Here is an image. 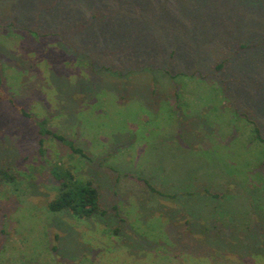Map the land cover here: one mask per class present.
<instances>
[{"label":"rangeland","instance_id":"rangeland-1","mask_svg":"<svg viewBox=\"0 0 264 264\" xmlns=\"http://www.w3.org/2000/svg\"><path fill=\"white\" fill-rule=\"evenodd\" d=\"M0 74V264H264V0H0ZM54 165L107 216L52 212Z\"/></svg>","mask_w":264,"mask_h":264},{"label":"trees","instance_id":"trees-1","mask_svg":"<svg viewBox=\"0 0 264 264\" xmlns=\"http://www.w3.org/2000/svg\"><path fill=\"white\" fill-rule=\"evenodd\" d=\"M225 60L222 62L217 63V65L214 67L216 70H221L224 68L225 65ZM99 69H105L109 70L108 64L107 63H101L98 65ZM104 72H101L100 76L104 77H111L114 78V76H109L107 74H103ZM117 73V72H116ZM119 77V76H118ZM103 78V77H101ZM219 78V77H218ZM221 79V78H220ZM3 84V77L0 74V86ZM218 84H221L218 82ZM155 90V89H154ZM155 92H158V89L153 91L152 94H155ZM172 93V91H171ZM173 94V93H172ZM118 95H122V93L118 92ZM11 102H13L12 99H10ZM24 111V109H22ZM26 113V111H24ZM249 123L252 125L253 131L255 133V137L258 141L261 143H264V135L261 133L259 125L256 123L254 119H248ZM37 122V121H36ZM37 126L39 128L40 134L42 135H52L54 138L62 141L66 145L69 146V148L77 153L82 154L83 156L86 155L84 150L81 147H77L75 142L67 138L65 135L57 133L55 131H52L51 129H48L45 127V120H41L37 122ZM205 136L201 133V136H198V139L196 141L197 148L201 145V142H203V139ZM44 143V138L41 137L39 139V144L40 146H43ZM195 144V145H196ZM194 147V145H190V147ZM196 148V147H194ZM40 149H42L40 147ZM199 151L198 149L196 152ZM195 152V154H196ZM254 160L249 162L251 165L254 164ZM263 162V161H262ZM264 163H262L263 165ZM257 165H254L256 167ZM111 168H114L111 166ZM118 170V169H116ZM51 172L55 180L58 182V189H57V194L55 197H53L51 200L48 202V208L52 212H62V211H68L75 215L76 217L79 218H90V217H106L108 214V209L105 205L104 200L102 199V190L100 189L99 185H95L93 180H81L78 177H76L75 173L70 170V169H65L61 165H54L51 168ZM17 177L16 173H12L8 171L5 168H0V179L5 181V182H12L15 181ZM119 181V178L116 179V181ZM139 181L144 183L147 187L151 188L153 191H156L157 189L148 181L146 178L139 176L138 178ZM150 180V179H149ZM117 181V182H118ZM235 182V181H234ZM238 183V182H237ZM226 184V183H224ZM223 185V184H222ZM228 185V184H226ZM225 189V188H222ZM158 192H162L157 190ZM216 190L215 188H212L208 184V200H210L212 197L214 199H222L223 197L228 194V190ZM113 211H115L116 215H118V209L116 205H113L112 207ZM119 216V215H118ZM120 221L121 216H119ZM123 222V221H122ZM115 231L119 233V229L115 228ZM56 249V247H54Z\"/></svg>","mask_w":264,"mask_h":264}]
</instances>
